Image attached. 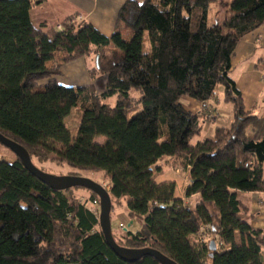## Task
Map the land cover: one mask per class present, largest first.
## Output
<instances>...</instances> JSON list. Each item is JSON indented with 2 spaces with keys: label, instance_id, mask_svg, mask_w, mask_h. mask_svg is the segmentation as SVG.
I'll use <instances>...</instances> for the list:
<instances>
[{
  "label": "trees",
  "instance_id": "1",
  "mask_svg": "<svg viewBox=\"0 0 264 264\" xmlns=\"http://www.w3.org/2000/svg\"><path fill=\"white\" fill-rule=\"evenodd\" d=\"M44 1L0 0V133L36 167L57 161L100 172L112 204L123 200L129 219L140 221L112 234L120 246L151 247L177 264H264V229L251 226L238 198L264 192V133L229 76L239 39L264 23V0H230L211 25L212 0H127L110 37L77 15L61 29L36 28L29 12ZM81 57L94 59L89 74L103 77L101 92L53 78ZM220 87L229 123L213 121L212 137L200 138ZM72 108L80 112L73 137L64 123ZM179 165L188 177L182 197L174 181H157L165 166ZM94 201L82 186L52 190L16 156L0 159V264H159L121 260L104 241Z\"/></svg>",
  "mask_w": 264,
  "mask_h": 264
},
{
  "label": "crops",
  "instance_id": "2",
  "mask_svg": "<svg viewBox=\"0 0 264 264\" xmlns=\"http://www.w3.org/2000/svg\"><path fill=\"white\" fill-rule=\"evenodd\" d=\"M125 1L127 0H45L33 7L29 16L36 28L45 30L56 27L69 16L77 15L78 22H88L100 33L110 37L116 28L118 11ZM42 24L45 25L44 28L41 27ZM91 62L94 63L91 57H81L67 62L53 78L59 84L74 88L93 84L96 90L101 92L104 88V79L103 77L91 79L89 74L90 67L93 66ZM229 76L241 93L245 110L257 117L261 124L260 133H264V23L239 39L231 58ZM181 101L192 112L202 114L204 111V106L194 99L183 97ZM210 102L215 110L214 119L203 124L200 138L212 137L213 121L226 125L230 120L231 108L222 101V89L218 90L217 97ZM184 170L186 182L183 189L188 184L187 169ZM174 182L176 184V181ZM240 194L244 199L238 198L247 206L251 215L249 220L251 226L264 229V192H239L238 196Z\"/></svg>",
  "mask_w": 264,
  "mask_h": 264
},
{
  "label": "rangeland",
  "instance_id": "3",
  "mask_svg": "<svg viewBox=\"0 0 264 264\" xmlns=\"http://www.w3.org/2000/svg\"><path fill=\"white\" fill-rule=\"evenodd\" d=\"M230 0H212L210 3V9L208 12V25L220 22L224 19V16L227 11L228 3ZM92 61L94 59L92 58ZM93 62H91L92 65ZM95 63V61H94ZM93 63V65H94ZM44 80L39 81V84H43ZM221 87L219 91H221ZM181 101V100H180ZM183 101V100H182ZM181 101V102H182ZM114 99H110L109 103L113 104ZM226 105L231 108V104L226 103ZM132 114V113H131ZM80 120V112L77 108H72L70 113L65 117L64 123L68 130L70 131L71 136L73 137L76 134L77 126ZM97 142H104L105 138L102 136L96 137ZM196 141V138L192 140V143ZM14 154L4 146L0 145V159L11 162L14 159ZM36 165L42 168L46 173L53 174L55 176L59 175H69L71 173H77L79 176L87 177L93 181L102 185L105 189H108L109 182L103 178V175L97 171H85L73 169L67 165H58L57 161L47 162V163H36ZM176 181L174 194L176 197H180L183 194V185L186 182L185 179V170L182 166H165L164 174L157 178L158 182L164 181ZM243 193V192H242ZM74 197L79 198L81 201H85L89 197V191L85 189H75L72 191ZM240 199H244L242 194L238 196ZM198 197L189 199V206L193 207L194 204L198 201ZM112 203V202H111ZM99 204L94 206L96 211L99 214ZM110 221H111V231L114 237L121 235V231H125L126 227L128 229H137L139 227L140 221L137 218L129 219L126 211L125 202L122 200L120 203L114 202L110 210ZM238 240V237H237Z\"/></svg>",
  "mask_w": 264,
  "mask_h": 264
},
{
  "label": "water",
  "instance_id": "4",
  "mask_svg": "<svg viewBox=\"0 0 264 264\" xmlns=\"http://www.w3.org/2000/svg\"><path fill=\"white\" fill-rule=\"evenodd\" d=\"M0 145L9 149L22 162L29 173H31L40 182H42L52 190H66L68 188L82 186L95 193L99 199L98 220L104 241L121 260L126 262H134L139 260L143 256H152L158 261L159 264H177L175 261L154 248H127L120 246L115 242L111 231L110 221V210L112 203L108 191L102 185L90 178L79 175L55 176L53 174L46 173L31 162L27 150L22 145L6 138L1 133Z\"/></svg>",
  "mask_w": 264,
  "mask_h": 264
},
{
  "label": "built area",
  "instance_id": "5",
  "mask_svg": "<svg viewBox=\"0 0 264 264\" xmlns=\"http://www.w3.org/2000/svg\"><path fill=\"white\" fill-rule=\"evenodd\" d=\"M56 28H57V29H61L60 24L56 25ZM209 112H212V111L209 110ZM93 205H94V206H98V203H97L96 201H94V202H93Z\"/></svg>",
  "mask_w": 264,
  "mask_h": 264
}]
</instances>
